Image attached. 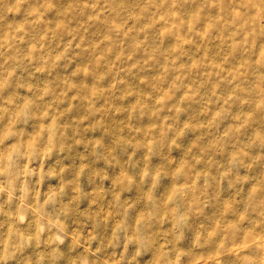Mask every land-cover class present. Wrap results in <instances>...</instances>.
I'll return each instance as SVG.
<instances>
[{
	"label": "clouds",
	"instance_id": "1",
	"mask_svg": "<svg viewBox=\"0 0 264 264\" xmlns=\"http://www.w3.org/2000/svg\"><path fill=\"white\" fill-rule=\"evenodd\" d=\"M0 264H264V0H0Z\"/></svg>",
	"mask_w": 264,
	"mask_h": 264
}]
</instances>
